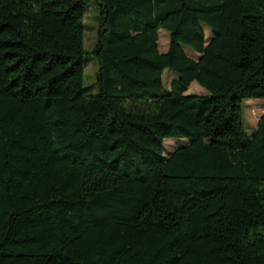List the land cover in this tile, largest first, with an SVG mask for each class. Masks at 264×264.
<instances>
[{"label": "trees", "instance_id": "obj_1", "mask_svg": "<svg viewBox=\"0 0 264 264\" xmlns=\"http://www.w3.org/2000/svg\"><path fill=\"white\" fill-rule=\"evenodd\" d=\"M90 1L0 0V264H264V0H95L87 94Z\"/></svg>", "mask_w": 264, "mask_h": 264}, {"label": "rangeland", "instance_id": "obj_2", "mask_svg": "<svg viewBox=\"0 0 264 264\" xmlns=\"http://www.w3.org/2000/svg\"><path fill=\"white\" fill-rule=\"evenodd\" d=\"M99 9L95 0H91L87 7L84 16V32H83V47L85 51L84 61V75L83 85L87 94L96 93V72L98 69L97 61L89 52L93 49L96 41V32L98 26ZM205 38L208 40L211 37V31L209 28L204 27ZM169 45V34L166 30H160L158 39V49L160 52H165ZM185 53L193 58L197 59L199 53L183 47ZM176 77V74L172 71L165 69L163 72V83L165 88L170 87L171 81ZM187 94H205L206 90L200 86L197 82H192L187 91ZM241 109L243 114L244 125L248 133L252 134L256 130L257 120L264 112V98H249L244 99L241 103ZM188 138H166L163 141V156L165 158L177 147L187 144Z\"/></svg>", "mask_w": 264, "mask_h": 264}]
</instances>
